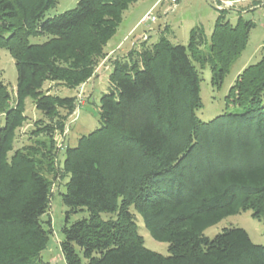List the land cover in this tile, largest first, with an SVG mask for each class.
<instances>
[{"label":"trees","instance_id":"1","mask_svg":"<svg viewBox=\"0 0 264 264\" xmlns=\"http://www.w3.org/2000/svg\"><path fill=\"white\" fill-rule=\"evenodd\" d=\"M137 1L79 0L75 9L47 17L59 0H0V49L18 73L15 96L0 79V264H35L53 235L46 174L55 169L54 136L77 102L43 92L44 85L73 90L88 82ZM219 12L207 52L208 38L196 27L186 46L165 30L112 61L100 127L64 155L67 220L88 212L63 228L66 264H264V246L242 228L204 235L243 212L264 221V57L227 96V107L242 113L209 122L196 115L202 108L196 64L210 65L220 88L255 27L242 17L232 25ZM40 37L47 40L31 41ZM28 98L42 115L31 139L51 141L39 157L32 147L15 148ZM136 213L153 239L169 245V255L146 248Z\"/></svg>","mask_w":264,"mask_h":264},{"label":"rangeland","instance_id":"2","mask_svg":"<svg viewBox=\"0 0 264 264\" xmlns=\"http://www.w3.org/2000/svg\"><path fill=\"white\" fill-rule=\"evenodd\" d=\"M79 0H59L58 5L51 9L46 16L55 17L77 7ZM225 12V19L232 25H236L242 17L245 21H251L255 27L250 34L249 43L240 57L232 65L222 86L218 88L212 84V70L208 65L204 69L196 64L200 77V97L202 108L196 112L197 117L203 122H209L225 113H242V109L230 104L227 107V96L238 76L249 66L261 61L264 57V0H178L176 4L171 0H138L124 13L123 21L116 35L110 41L114 47L120 42L121 46L128 47L135 41V46L143 41L155 42L159 36L170 27V40L175 44L186 46L189 43V34L193 28L200 27L208 38V44L204 50L208 51L210 37L215 23L220 15ZM152 14L156 21L149 23L145 17ZM46 37L32 38L33 43H44ZM110 52V48H106ZM120 55V53H119ZM113 59L105 58L97 67L94 82H86L76 89L70 90L60 84L46 83L42 89L45 93L61 97H76L77 106L74 113L68 118L63 131H57L54 142L57 155L54 159L55 169L46 174L51 183V205L49 215L46 218L52 220L53 235H51L46 249L33 259L35 264H66L61 250L64 240L63 228L67 224L68 208L62 201L65 193V185L68 182L67 174L63 169L65 151L68 147L77 146L78 140L90 134L100 127L99 112L101 97L109 92V72ZM92 77V78H93ZM91 78V79H92ZM0 79L8 86L13 96L16 94L18 73L16 63L10 53L0 49ZM87 84V85H86ZM264 106V98H263ZM63 115L65 113L61 112ZM27 121L18 132V140L15 148L32 147L37 150V156L45 153L49 142L47 139H31V133L36 129V123L42 115L35 109L31 98L26 100ZM45 120V123H48ZM40 152V153H39ZM139 234L144 238L145 246L149 250L161 255H169V245L152 238L144 225L143 218L136 213ZM88 217L87 211L70 215L68 225ZM102 218L108 220L115 218L110 214H103ZM242 228L249 234L251 240L257 245L264 246V221L252 217V212H243L236 216L224 219L218 225L205 231L204 235L210 239L215 238L227 228ZM77 251L80 253L79 249Z\"/></svg>","mask_w":264,"mask_h":264},{"label":"crops","instance_id":"3","mask_svg":"<svg viewBox=\"0 0 264 264\" xmlns=\"http://www.w3.org/2000/svg\"><path fill=\"white\" fill-rule=\"evenodd\" d=\"M171 29H170V27L168 28V35H170L171 34ZM189 36H190V34H189ZM168 38H169V36H168ZM170 39V38H169ZM172 41V40H171ZM173 42V41H172ZM134 43H135V41H134ZM130 44L128 47H124V45H122L121 46V44H120V42L117 44V46L116 47H114L113 45H111L110 44V42L108 43V45H107V47L106 48H110V52H107L106 51V53H107V57L106 58H108V59H110V58H112L113 59V61L114 60H116L117 58H124L125 56H127V54L131 51V50H133L134 48H136L137 47V45L135 46V44ZM174 43V42H173ZM119 53H120V55H119ZM111 73V70H110V72H109V74ZM91 81H89L90 83L91 82H94V81H96L95 80V77H93L92 79H90ZM88 82V83H89ZM87 85V84H86Z\"/></svg>","mask_w":264,"mask_h":264},{"label":"built area","instance_id":"4","mask_svg":"<svg viewBox=\"0 0 264 264\" xmlns=\"http://www.w3.org/2000/svg\"><path fill=\"white\" fill-rule=\"evenodd\" d=\"M178 0H171L172 3L176 4ZM145 21L152 23L156 21V17L152 16V14L148 15L147 17H145Z\"/></svg>","mask_w":264,"mask_h":264}]
</instances>
